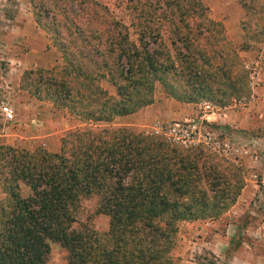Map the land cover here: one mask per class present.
Here are the masks:
<instances>
[{
	"label": "trees",
	"instance_id": "16d2710c",
	"mask_svg": "<svg viewBox=\"0 0 264 264\" xmlns=\"http://www.w3.org/2000/svg\"><path fill=\"white\" fill-rule=\"evenodd\" d=\"M32 6L61 60L25 70L22 86L81 122L152 103L156 83L176 100L198 101L239 95L246 80L200 0H126L125 17L98 0ZM193 23L203 27L199 39ZM167 39L187 53H172ZM205 41L206 49L196 46ZM225 169L224 161L128 127L74 129L57 150L1 144L0 264H50L52 244L64 249L66 264H179L180 222L215 218L232 203L222 195ZM91 198L108 218L103 231L81 217Z\"/></svg>",
	"mask_w": 264,
	"mask_h": 264
},
{
	"label": "rangeland",
	"instance_id": "374dc122",
	"mask_svg": "<svg viewBox=\"0 0 264 264\" xmlns=\"http://www.w3.org/2000/svg\"><path fill=\"white\" fill-rule=\"evenodd\" d=\"M32 1L0 0V106L6 103L14 112V118L5 121L0 111V145L57 150L61 137L74 129L128 127L144 132L157 120L199 119L198 104L212 102L225 115H210L208 123L227 143L229 156L234 159H224L203 146H180L224 161L228 176L221 179L225 183L222 195L232 203L215 218L180 222L174 253L179 264H264V0H200L209 16L221 23L220 35L245 72L239 95L226 91L217 92L214 99L179 101L156 83L152 103L96 123L81 122L22 86L25 70L48 68L61 60L60 52L34 19ZM98 1L125 17L126 0ZM202 30L193 23L191 33L196 39ZM167 41L172 53H187L182 42ZM205 45L207 41L204 45L196 43L201 49H206ZM215 53L227 56L222 44H217ZM101 85L114 93L107 79L101 80ZM3 196L0 187V201ZM213 197L221 201L220 195ZM92 199L85 200L81 217H88L103 231L108 218L94 210ZM50 264H66L65 251L58 244H52Z\"/></svg>",
	"mask_w": 264,
	"mask_h": 264
},
{
	"label": "built area",
	"instance_id": "2783aa9c",
	"mask_svg": "<svg viewBox=\"0 0 264 264\" xmlns=\"http://www.w3.org/2000/svg\"><path fill=\"white\" fill-rule=\"evenodd\" d=\"M251 85H253L252 81ZM198 106L201 112L199 119L157 120L144 132L160 136L183 147L203 146L226 159H234L229 156L227 143L223 142L222 138L208 123L210 122L208 116L222 115L224 117L225 112L209 101L200 102ZM0 111L5 121H11L14 118L13 109L8 104H2Z\"/></svg>",
	"mask_w": 264,
	"mask_h": 264
}]
</instances>
